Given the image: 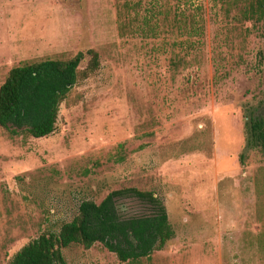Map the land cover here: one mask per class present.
<instances>
[{"label":"rangeland","instance_id":"374dc122","mask_svg":"<svg viewBox=\"0 0 264 264\" xmlns=\"http://www.w3.org/2000/svg\"><path fill=\"white\" fill-rule=\"evenodd\" d=\"M129 1L136 17L125 0H0V86L22 62L85 55L53 133L0 128V264L82 201L128 188L163 201L174 238L125 263L71 245L65 264H264V155L245 146L246 114H264V19L243 17L244 0H182L194 23L180 31L178 0ZM154 3L170 15L142 36ZM90 49L99 67L83 78ZM115 203L121 217L151 213Z\"/></svg>","mask_w":264,"mask_h":264},{"label":"trees","instance_id":"16d2710c","mask_svg":"<svg viewBox=\"0 0 264 264\" xmlns=\"http://www.w3.org/2000/svg\"><path fill=\"white\" fill-rule=\"evenodd\" d=\"M244 1L245 5L241 9L243 17L264 19V0ZM184 5L182 0H178L173 10L174 26L180 31L185 30L189 21L194 23L192 15L189 17L186 14ZM124 6L129 11L133 10L136 17V9L141 5L139 1L131 4L125 0ZM170 12V9L156 3L151 4L141 25L135 26L134 31L142 36L154 35L158 25L151 24L150 20L158 15H163L166 20ZM132 22L129 20L128 24ZM193 29L195 31L196 27ZM86 54L89 63L81 72L83 78L99 67L98 53L90 49ZM84 56L83 52H78L65 60L46 58L12 67L0 86V128L10 136L40 138L53 133L60 105L79 79V65ZM245 118L246 148L258 149L264 155V114L254 116L249 112ZM239 158L243 164L244 155L240 154ZM125 195L139 199L150 208L151 213L121 217L115 201ZM174 235L166 207L153 192L136 188L115 190L99 203L82 201L77 215L71 221L63 223L57 232H43L23 245L7 264H65L64 249L71 245L89 249L96 243L125 263L147 258L155 251L162 250Z\"/></svg>","mask_w":264,"mask_h":264}]
</instances>
